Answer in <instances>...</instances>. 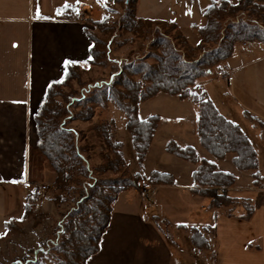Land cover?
<instances>
[{
    "label": "trees",
    "instance_id": "obj_1",
    "mask_svg": "<svg viewBox=\"0 0 264 264\" xmlns=\"http://www.w3.org/2000/svg\"><path fill=\"white\" fill-rule=\"evenodd\" d=\"M139 0H113L124 6L120 28L132 33L149 44L151 54L143 60L124 64L121 68L110 60V49L101 39L87 30L91 42L89 58L83 64L69 63L64 78L51 83L36 115L38 149L50 163L56 177L51 187L52 201L57 206L66 202L76 191L78 199L73 209L66 213V220L60 227L65 239L61 249L71 256L76 252L81 257L80 264L100 250L102 236L109 226L112 205L118 195L130 188L140 190L142 175L129 172L123 157L122 143L113 140L114 121H101L92 131L103 144L101 162L91 165L94 145L87 142L86 135L71 126L74 122H92L96 108L106 109L114 103L127 116V130L138 162L142 164L157 131L160 118L151 116L142 120L138 116L139 105L159 93H168L185 99L195 89L197 78L205 75L210 67L225 63L239 43H264V0H212L205 12L206 23L197 28L200 43L192 47L175 23H160L137 17ZM70 8L60 12L69 13ZM108 13H115L106 3ZM102 33L113 34L110 17L92 22ZM106 46V47H105ZM186 51L180 52V47ZM154 59V64L146 63ZM111 62V63H110ZM111 65L109 80L95 82L82 91L73 84L82 83V67ZM199 105L197 134L203 147L216 159L227 154L236 155L235 164L243 171H257L256 151L241 127L224 119L213 108L204 93L194 94ZM247 116L264 129V123L247 113ZM167 152L180 159L198 164L193 174V193L210 199V207L222 209L236 204L227 196V189L234 184V176L217 171L215 163L199 158L192 147L182 148L174 142L167 146ZM109 173L115 178H106ZM260 175H255V184ZM152 185H168L171 176L153 172L149 176ZM40 201L39 192L27 197L24 214L20 220L12 219L6 228L14 227L35 216ZM246 215L251 217L253 205L244 203ZM191 243L200 252L209 250V242L203 232L192 228ZM74 251V252H73Z\"/></svg>",
    "mask_w": 264,
    "mask_h": 264
},
{
    "label": "crops",
    "instance_id": "obj_2",
    "mask_svg": "<svg viewBox=\"0 0 264 264\" xmlns=\"http://www.w3.org/2000/svg\"><path fill=\"white\" fill-rule=\"evenodd\" d=\"M100 1L0 0V192L9 186L30 188L27 199L44 185V174L55 178L38 149L35 118L47 87L64 78L69 63L83 64L89 58L87 30L95 22L94 7ZM140 5L141 0L138 18L158 19L152 13L139 16ZM64 8L71 10L60 12ZM234 123L258 151L259 170H240L234 154L218 160L208 152L211 156L201 159L215 163L218 172L234 176L227 196L235 205L210 207V199L193 193V174L199 165L170 157V165L155 172L171 176V184L152 185L150 173L142 176L140 190L130 188L118 195L100 250L87 264H264V167L260 158V152L264 157V135L252 136L241 122ZM169 139L162 141L165 150L173 142ZM177 145L197 149L187 142ZM257 173L260 181L255 184ZM146 189L151 190L147 198ZM246 201L253 205L247 219ZM192 228L203 232L209 251L200 252L193 246Z\"/></svg>",
    "mask_w": 264,
    "mask_h": 264
},
{
    "label": "rangeland",
    "instance_id": "obj_3",
    "mask_svg": "<svg viewBox=\"0 0 264 264\" xmlns=\"http://www.w3.org/2000/svg\"><path fill=\"white\" fill-rule=\"evenodd\" d=\"M229 1L237 2V0ZM211 2L212 0H141L138 15L152 13L158 18L155 21L160 23H170L173 20L179 25L178 27L188 43L192 47H196L194 45L200 42L197 28L206 23L204 14ZM109 7L116 12H107L106 0L97 2L94 7L93 20L101 21L108 14L113 34L109 36L110 33H102L99 28H95L93 23L88 29L92 35L101 39L104 44L106 43V46L111 41L110 47H108L110 49L109 57L112 62L117 63L115 67L121 68L126 63L136 64L146 55L151 54L149 44L132 33L121 30L119 22L124 14L123 5H117L112 1L109 3ZM247 44L248 47H244L243 43L237 44L233 54L225 63L213 65L205 75L197 78L195 89L187 98L180 99L172 94L159 93L139 105L138 116L140 118L147 119L151 116L160 118L157 131L142 164L138 162L132 136L127 130V116L114 103L110 102L106 109L97 107L92 122L72 123L71 126L84 133L87 142L94 145V151L90 152L91 165L94 167L99 165L100 154L103 153V144L91 129L104 120L114 121L113 140L122 143L123 157L132 174L138 173L144 176L155 171L161 172L170 165V159L185 162L190 166L197 165L180 159L167 152V149H163L162 141L167 137H170L169 140L173 139L176 144L187 142L196 146L200 159L205 156L210 157L211 155L203 147L197 134L199 105L193 98L194 94L204 93L218 114L228 121H233L232 123L241 122L252 136L257 137V133L264 135V129L247 116L249 113L264 123V43ZM179 50L181 53L186 51L181 47ZM145 62L154 64L155 60L150 58ZM82 69V83L80 85L73 84L74 89L78 91H82L83 88H87L95 82L109 80L113 71L111 65H85ZM226 70H232L233 80L230 82L219 75L221 71ZM255 151L259 170V153L257 150ZM260 158L263 159L264 167L262 152H260ZM261 172L264 174L263 170ZM187 173L189 174V172ZM105 177L115 178L116 175L109 173ZM54 180L55 178L44 174L43 186H47L49 191L43 194L39 193L40 201L35 216L22 222H16L14 227L6 229V231L5 222L7 223L12 218L17 220L22 218L26 194H29L31 189L9 186L3 188L4 192H0V264H80L81 257L76 252L73 251L74 253L69 256L61 249L63 239L66 237L60 230V227L65 223L66 213L76 205L78 189L69 196L66 202L57 206L52 201L51 193ZM36 191L40 190H35V193Z\"/></svg>",
    "mask_w": 264,
    "mask_h": 264
},
{
    "label": "built area",
    "instance_id": "obj_4",
    "mask_svg": "<svg viewBox=\"0 0 264 264\" xmlns=\"http://www.w3.org/2000/svg\"><path fill=\"white\" fill-rule=\"evenodd\" d=\"M219 75H220V77L226 78L229 82L233 80L232 75L227 70L226 71H221V73ZM39 190H40L41 193H46L47 191H49V188L47 186H42V187H40ZM150 193H151V190L150 189H146L144 191L145 197L147 198Z\"/></svg>",
    "mask_w": 264,
    "mask_h": 264
}]
</instances>
